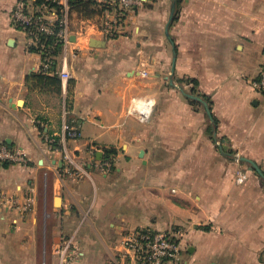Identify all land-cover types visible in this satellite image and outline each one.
<instances>
[{"label":"crops","instance_id":"1","mask_svg":"<svg viewBox=\"0 0 264 264\" xmlns=\"http://www.w3.org/2000/svg\"><path fill=\"white\" fill-rule=\"evenodd\" d=\"M16 1L0 0V145L20 148L28 163L0 165V264H58L64 240L78 252L75 264H109L139 227L179 228L182 264H264V178L241 160L264 175V95L251 85L264 55V0H178L173 45L165 29L175 0H141L114 38L90 28L80 36L102 12L72 9L68 116L39 98L48 92L36 78L42 59L12 24ZM91 38L104 43L92 47ZM171 80H194L197 93ZM183 92L208 99L215 126ZM145 101L143 123L130 111ZM65 123L79 126L77 140L65 139ZM50 139L76 152L78 173ZM239 168L247 171L241 185Z\"/></svg>","mask_w":264,"mask_h":264},{"label":"built area","instance_id":"2","mask_svg":"<svg viewBox=\"0 0 264 264\" xmlns=\"http://www.w3.org/2000/svg\"><path fill=\"white\" fill-rule=\"evenodd\" d=\"M35 1L17 0L11 11L12 24L15 29L24 34L28 47L36 48L38 54L43 56L38 72L44 74L49 72L53 61L51 48L60 44L61 55L56 70L61 91L66 94L67 83L71 78L66 54L70 44L68 26L71 9L68 4L61 3V0H41L38 5L34 4ZM94 2L99 9H102V14L95 16L99 18V21L81 27L79 34L84 38L88 36L86 28L98 30L107 38H114L117 33L116 27L124 22L127 12L141 4V0H94ZM42 38H51V47L46 48ZM251 85L256 92L264 95V55L258 74L252 80ZM151 106L150 101L136 103L130 114L135 113L140 122H147L151 114ZM66 114L65 112L64 115ZM62 132L65 139L77 140L79 126L65 123L62 126ZM48 144L50 150L59 151L66 169L74 173L79 172L76 152H70L64 142L50 139ZM214 145L217 149L222 148V141L215 138ZM95 151L93 146L89 149L91 156H94ZM27 163L28 158L23 150L11 148L4 144L0 145V165L16 164L23 166ZM98 168L106 174L111 171L112 166L105 161ZM246 179V169H237L235 182L241 185ZM30 204L31 198H28L26 203L19 208V213H26ZM181 236L182 232L179 228L155 231L150 228L139 227L130 230L123 236L122 247L110 258L109 264H182ZM55 255L58 264H75L78 252L72 248L71 240H64L63 244L56 249Z\"/></svg>","mask_w":264,"mask_h":264},{"label":"trees","instance_id":"3","mask_svg":"<svg viewBox=\"0 0 264 264\" xmlns=\"http://www.w3.org/2000/svg\"><path fill=\"white\" fill-rule=\"evenodd\" d=\"M41 3V0H36L34 2L35 5H38ZM68 6L70 7V9H85L86 12L88 13V16H91L92 14H100L102 12V9L97 8L96 2H94V0H68ZM178 0H175V8H174V15H173V19L175 18L176 14H177V7H178ZM42 41L45 44L46 48L51 47L52 45V39L51 38H47V39H43ZM28 50L30 52H35L38 53L36 48L33 47H28ZM61 55V46L60 44H56L53 48H51V56L53 57V61L51 64V69L49 70L48 73L44 74L42 72H38L37 73V81L39 84H41L43 87H49V86H54L55 90L59 92V87H61V84L59 82V79L57 77V64H58V58ZM41 59H43V56L41 55ZM51 73L52 76H49L48 74ZM193 84V86L196 85V81L191 80L189 81ZM193 93V90L191 91ZM204 101L207 103V105H209V101L207 98L203 97ZM193 103V102H192ZM211 124L212 126L216 125V121L214 118H212L211 120ZM211 129H213V132L215 131L214 127H211ZM114 154V151H106L104 153L103 158L104 159H110ZM8 164H4V166H7Z\"/></svg>","mask_w":264,"mask_h":264},{"label":"rangeland","instance_id":"4","mask_svg":"<svg viewBox=\"0 0 264 264\" xmlns=\"http://www.w3.org/2000/svg\"><path fill=\"white\" fill-rule=\"evenodd\" d=\"M173 15H174V12H173ZM174 20H175V18L173 19V17H172V20L170 23H172ZM20 35H22V34H20ZM24 40L26 42V45L28 46V42H27L26 38H24ZM69 42L73 43V40L69 39ZM174 81H173V83H175L174 88L178 89L179 87H182V85H183V86H187L186 88H187V90H189L190 93H192L191 92L192 90L194 91V93H197V89H195V86H193V84L191 82H189L187 80H174ZM170 83H172V80L170 81ZM173 83H172V85H173ZM47 88H48L47 89L48 92L45 95V97H39V98L40 99L45 98V102L49 103V105L51 106L52 112L54 114L58 113L61 115L63 112L62 115H64V112H66L67 114L65 116H68L69 108L72 107V103H73V100L71 98V78L67 83L66 94L62 93L61 87H59V92L55 90V87L53 85L49 86V87L47 86ZM18 99H22V97L18 96ZM191 101H193V100H191ZM199 104H201V103H199ZM19 107H21V106H18V108ZM202 108H204V107L202 106ZM35 125L37 126L38 131L42 134L44 126L46 125V120L43 117H41V115H39V116H37V118H35ZM56 207H59V205H56ZM41 261H42V258H41Z\"/></svg>","mask_w":264,"mask_h":264},{"label":"water","instance_id":"5","mask_svg":"<svg viewBox=\"0 0 264 264\" xmlns=\"http://www.w3.org/2000/svg\"><path fill=\"white\" fill-rule=\"evenodd\" d=\"M173 12H174V4L172 5L171 11H170V16H169V19H168V23H167L166 29H165V33H166L167 39H168V41L170 42L171 45H173V42L171 41V39L169 37V34H168V26H169V24H170V22L172 20ZM103 43H104V41L96 40L94 38H91L90 41H89V45L92 46V47L101 46ZM174 63H175V59H173V61H172V70L174 68ZM183 94L188 99L193 100V101H197V102L201 103L204 106V108H205V112H206L208 118L210 120H212L211 111H210L209 107L207 106V103L205 101H203L202 98H200L198 96H194L192 94H185L184 92H183ZM15 105L22 106L23 105V101L22 100H18ZM97 160H100V156L97 157ZM241 160L244 161V162L249 163L252 166V168L255 170V172L259 176H261L262 178H264V175L262 174L261 170L253 162H251L249 160H245V159H241ZM54 203L55 204H60V198L59 197L55 198Z\"/></svg>","mask_w":264,"mask_h":264},{"label":"bare ground","instance_id":"6","mask_svg":"<svg viewBox=\"0 0 264 264\" xmlns=\"http://www.w3.org/2000/svg\"><path fill=\"white\" fill-rule=\"evenodd\" d=\"M21 105V104H20Z\"/></svg>","mask_w":264,"mask_h":264}]
</instances>
